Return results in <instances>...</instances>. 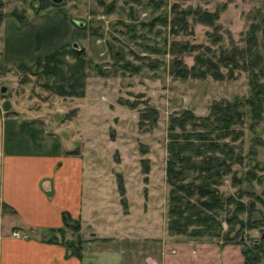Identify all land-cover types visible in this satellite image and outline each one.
<instances>
[{
    "label": "rangeland",
    "instance_id": "374dc122",
    "mask_svg": "<svg viewBox=\"0 0 264 264\" xmlns=\"http://www.w3.org/2000/svg\"><path fill=\"white\" fill-rule=\"evenodd\" d=\"M2 1L5 4L3 22L15 11L25 16L24 23H27L56 8L70 14L76 23L84 24L75 38L84 47L82 60L88 62L91 86L87 91L80 89L79 97L85 98L79 99L81 103L71 102L69 89L60 84L58 89H64L66 94L56 98L55 92L43 86L39 77L5 68L0 58V102L11 98L21 109L43 112L54 127L63 128L77 153L84 151L87 164L89 200L84 218L70 215L67 222L71 226L64 221L62 232L47 230L38 239L62 243L67 253L84 259V264H151L150 257L159 264H244L242 251L246 246L258 243L264 247L261 237L264 231L260 228H246L240 243L238 238L226 243L218 238L170 235V187L166 178L168 124L172 114L192 109L197 115H206L215 101L251 96L249 74L245 71L237 70L233 77L224 79L176 77L171 43L190 40L212 44L209 35L215 31L223 38L221 44L229 45L234 40L244 45L241 40L250 31L254 17L259 16L258 11L264 13V0H168L158 9L149 4L150 0H104V5L101 0H63L59 6H53V0ZM176 1L183 8L191 5L218 10V28L198 23L190 16L192 34L189 29L186 33L173 32L172 4ZM112 3L115 6L109 12L106 5ZM166 14L169 24L158 20L150 26L154 17ZM3 34L2 27L0 42ZM258 35L262 38L261 30ZM150 46L162 52L154 53L149 50ZM69 48L72 50V46ZM194 56L195 53L185 55L188 65L194 63ZM82 70L75 69V73H80L79 83L87 81ZM3 85L9 86L8 94L2 93ZM128 102L138 105L130 107ZM147 105L159 111L158 124L150 131L140 126V111ZM245 110V123L238 126L244 134L236 142L244 160L234 164V171L243 178L248 170H254L262 181L256 178L244 181L241 188L262 195L264 121L254 122L250 107L246 106ZM142 159L150 160L148 174L144 173ZM232 177L227 176L220 186L226 196L236 194L240 187ZM243 200L250 202L254 198L244 195ZM256 207L254 217L260 218L264 215V206L257 202ZM243 216L246 219L247 215ZM223 224L227 231V222ZM81 241V250L68 248L69 242L76 243L78 248Z\"/></svg>",
    "mask_w": 264,
    "mask_h": 264
},
{
    "label": "trees",
    "instance_id": "16d2710c",
    "mask_svg": "<svg viewBox=\"0 0 264 264\" xmlns=\"http://www.w3.org/2000/svg\"><path fill=\"white\" fill-rule=\"evenodd\" d=\"M168 0H150L149 4L155 9L167 4ZM141 2V0H140ZM104 0L101 4L104 5ZM176 1L172 4L174 16L171 19L172 31H184L192 34L189 18L192 16L198 23L218 28L217 20L220 12L188 6L183 8ZM4 2L0 0V27L5 13ZM53 6L59 4L53 3ZM114 3L106 5L112 12ZM259 16L254 17L250 31L239 44L231 40L229 45L221 44L222 36L217 32L209 35L212 44L192 43L190 40L173 41L171 53L174 56L172 66L176 77L204 79L212 76L215 79L233 77L237 70L249 74L251 96L249 98L223 99L215 101L209 114L197 115L192 109H185L172 114L168 124V158L166 163V178L170 187L168 202V232L172 236L183 235L190 238L223 239L229 243L238 238L240 242L244 230L260 228L264 231V215L254 217L257 211L256 203L264 206V193H255L241 188L244 181L250 182L258 179L254 170H248L246 176L238 177L234 171V164L242 163L244 156L239 151L236 142L244 134L238 126L245 123L247 114L245 107H250L254 122L264 121V13L258 11ZM21 23L26 17L13 12ZM158 20L169 24L168 14L154 17L150 23L152 27ZM145 23V22H144ZM142 23V24H144ZM134 28V26H132ZM180 27V28H177ZM262 31V38L258 32ZM176 33V34H178ZM261 38V39H260ZM217 46V47H216ZM154 53L161 50L148 47ZM162 52V51H161ZM165 53V52H164ZM194 63L188 65L185 55L194 54ZM153 67H157L153 65ZM136 71L139 68L135 69ZM124 103V102H123ZM130 107L138 104L128 102ZM140 126L144 131L155 128L159 121V111L156 107L147 105L141 111ZM72 153V152H71ZM144 173L150 171V160L142 159ZM232 175L234 183L240 185L236 194L226 196L220 186L225 178ZM262 181V177H259ZM258 179V181H259ZM122 184V183H121ZM120 188L123 190V186ZM247 195L254 200H243ZM243 215H247L246 219ZM70 214H63L65 223ZM226 221L229 229L224 231L223 222ZM67 225H70L67 222ZM62 232V228L51 229L50 232ZM74 242L68 243V248L81 250L83 242L76 248ZM82 258L81 252L77 253ZM242 254L244 264H262L264 260V247L258 243L246 246Z\"/></svg>",
    "mask_w": 264,
    "mask_h": 264
},
{
    "label": "crops",
    "instance_id": "0c3cea01",
    "mask_svg": "<svg viewBox=\"0 0 264 264\" xmlns=\"http://www.w3.org/2000/svg\"><path fill=\"white\" fill-rule=\"evenodd\" d=\"M75 21L56 8L27 23L6 17L0 27L5 68L39 77L58 99L66 94L58 89L60 84L69 89L71 102L81 103L79 99L85 98L79 97L80 89L87 91L91 84L88 62L82 60L84 47L75 38L82 26ZM79 68L85 83L78 81L80 73L75 69ZM5 86L8 94L9 86ZM7 99L11 102L9 111L3 107ZM86 167L84 151L77 153L71 138L62 127H54L47 115L21 109L11 98L1 100L0 264H84V259L67 253L62 243L38 239V235L63 227L64 213L84 218L89 200ZM14 230L27 233L28 238L13 237ZM150 258L151 264H159Z\"/></svg>",
    "mask_w": 264,
    "mask_h": 264
},
{
    "label": "water",
    "instance_id": "95a60500",
    "mask_svg": "<svg viewBox=\"0 0 264 264\" xmlns=\"http://www.w3.org/2000/svg\"><path fill=\"white\" fill-rule=\"evenodd\" d=\"M53 1H54V3H56V4H60V3L63 2V0H53ZM78 24L81 25V26H84L83 22H78ZM75 47L78 48V45L76 44ZM1 91H2L3 93H6V92H7V87H6L5 85L2 86V87H1ZM3 107H4L5 110L9 111V110L11 109V102H10V100H8V99L5 100V102H4V104H3ZM261 237H262V239H264V233L262 234Z\"/></svg>",
    "mask_w": 264,
    "mask_h": 264
},
{
    "label": "built area",
    "instance_id": "2783aa9c",
    "mask_svg": "<svg viewBox=\"0 0 264 264\" xmlns=\"http://www.w3.org/2000/svg\"><path fill=\"white\" fill-rule=\"evenodd\" d=\"M1 58V56H0ZM13 235L16 237V238H22V239H27L28 238V234L25 233V232H22V231H19V230H15L13 232Z\"/></svg>",
    "mask_w": 264,
    "mask_h": 264
}]
</instances>
